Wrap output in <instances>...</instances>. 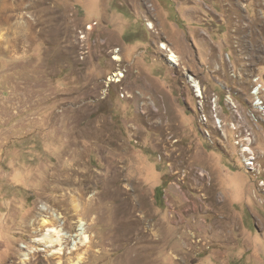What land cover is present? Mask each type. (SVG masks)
Returning <instances> with one entry per match:
<instances>
[{"label": "rangeland", "instance_id": "rangeland-1", "mask_svg": "<svg viewBox=\"0 0 264 264\" xmlns=\"http://www.w3.org/2000/svg\"><path fill=\"white\" fill-rule=\"evenodd\" d=\"M258 87L264 0H0V264H264Z\"/></svg>", "mask_w": 264, "mask_h": 264}, {"label": "bare ground", "instance_id": "bare-ground-1", "mask_svg": "<svg viewBox=\"0 0 264 264\" xmlns=\"http://www.w3.org/2000/svg\"><path fill=\"white\" fill-rule=\"evenodd\" d=\"M151 26V25H150ZM163 49H167L166 45L163 44L162 46ZM119 49H117L115 51V60H120L121 58L118 56L116 57V55H119ZM169 60L173 63H176L177 61V55L172 53L171 56L168 57ZM116 73V72H115ZM121 74V73H120ZM119 74H116V76H118ZM122 76V75H120ZM119 76V77H120ZM112 77V76H111ZM118 77L114 78L117 79ZM189 84L191 85L193 91H197L199 92V95L201 96V99H197L200 103V109H204V94H205V89L201 86V84L199 83V81L194 80L193 77L188 79ZM258 86V85H257ZM260 87L257 88L256 91H254L252 94H254L256 96V102L254 103L257 111L261 114L260 116L264 119V99L261 97L260 94ZM214 95V94H213ZM212 99L209 100V107H211L212 109V114L214 116V124L216 127L218 128H222L223 126V120L219 117V109L218 105H220L219 101H216L214 96H211ZM206 98V97H205ZM206 100V99H205ZM208 102V101H207ZM220 107V106H219ZM222 108V107H221ZM236 108V107H235ZM199 109V110H200ZM197 110V109H196ZM205 112V111H204ZM206 113V112H205ZM237 113V112H236ZM258 113V114H259ZM240 114V113H239ZM202 117V115H201ZM258 117V115H257ZM207 118V117H206ZM203 121V119H202ZM224 127V126H223ZM240 129V128H239ZM240 136V134H238ZM237 135V136H238ZM236 144L239 146L240 151V157L244 163V168L250 172L255 173L258 176V179L262 176V169L259 166V157H257V154L255 152H252L250 148H253V140L252 138H250V136L246 133V130L244 131V133H241V137L240 138H236ZM67 179V178H66ZM263 183L264 180L260 179ZM67 181V180H66ZM69 182V180H68ZM262 193H264V190H262ZM264 195V194H263ZM102 199V198H101ZM125 199V198H124ZM104 200V199H103ZM127 201V200H126ZM115 215H117L115 213ZM49 232H57V230L55 229H48ZM79 235H83L85 233L83 225H80L79 227ZM59 234V233H58ZM80 236V237H81ZM87 237V236H85ZM38 240V239H37ZM53 243L56 242V240L52 241Z\"/></svg>", "mask_w": 264, "mask_h": 264}, {"label": "built area", "instance_id": "built-area-1", "mask_svg": "<svg viewBox=\"0 0 264 264\" xmlns=\"http://www.w3.org/2000/svg\"><path fill=\"white\" fill-rule=\"evenodd\" d=\"M92 26L93 25H91V27ZM115 77H117V76L116 75L115 76L113 75V79ZM192 92H193L194 96H196L197 99H201V96L199 95V92L193 91V90H192ZM209 106H211V105H209ZM204 108H205V106H204ZM212 117H213V120H214V116H212ZM246 133L250 136V138H252V140H253V146H254L255 145V142H256V140H255V134L252 131H249V130H246ZM250 149H251L252 152H255V150L253 148H250ZM257 157H259L258 154H257ZM257 180H260V179L257 178ZM258 189L260 190V195H261V190H264V183L261 180L259 181ZM262 200L264 201V199H262Z\"/></svg>", "mask_w": 264, "mask_h": 264}]
</instances>
